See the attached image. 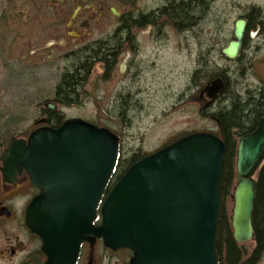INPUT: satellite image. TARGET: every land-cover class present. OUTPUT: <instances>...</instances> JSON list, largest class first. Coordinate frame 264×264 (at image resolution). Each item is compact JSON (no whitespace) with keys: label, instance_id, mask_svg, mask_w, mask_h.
Returning a JSON list of instances; mask_svg holds the SVG:
<instances>
[{"label":"water","instance_id":"obj_1","mask_svg":"<svg viewBox=\"0 0 264 264\" xmlns=\"http://www.w3.org/2000/svg\"><path fill=\"white\" fill-rule=\"evenodd\" d=\"M244 23L222 51L238 58ZM216 81L207 89L215 99ZM56 110L55 105H47ZM40 121L38 124H44ZM119 140L109 130L81 119L58 128L42 127L28 140L14 141L3 161L8 184L24 171L41 193L26 212V225L43 242L47 264H75L82 242L103 238L113 250L133 252L131 264H217V231L225 144L210 134H193L134 164L97 210L113 175ZM264 154V118L258 129L240 139L231 226L237 243L254 240L253 212L257 178ZM5 215H9L7 212Z\"/></svg>","mask_w":264,"mask_h":264},{"label":"rangeland","instance_id":"obj_2","mask_svg":"<svg viewBox=\"0 0 264 264\" xmlns=\"http://www.w3.org/2000/svg\"><path fill=\"white\" fill-rule=\"evenodd\" d=\"M4 1L0 0V5ZM21 2L8 0L7 7L12 10H8L7 17L0 18V159L13 139L27 137L36 121L44 116L43 105L54 102L62 73L71 66L72 53L81 49L80 43L72 42L64 34L67 20L13 18L12 14ZM173 39L170 37L169 47L159 51L148 46L137 60L141 68L139 80L147 81V90L142 101L140 96L135 101H124V106L130 103L131 110L125 109L119 114L116 103L117 93L128 88L127 68L121 71L118 68L113 77L116 81L105 83L100 81L103 80L102 68L96 65L82 90L81 104L60 106L59 112L65 119H84L120 134L122 162L132 154L150 153L188 132L209 127L216 130L217 126L194 115L195 107L188 104L173 107L180 103L179 95L188 89L197 71L203 84L210 81L211 77L205 78L208 72H212L213 77L222 75L230 79L228 98L221 100V104L227 103L224 107L228 106L232 91L246 95L264 86V51L246 50L234 61L224 58L220 51L200 50L191 37L180 38L181 48L175 47L177 41ZM252 44H258V39L253 38ZM143 100L144 110L141 111ZM232 192L233 189L226 199L229 216L233 208ZM33 196V191H24L13 205L25 216ZM14 234H18L24 243H31L26 227L23 232H17L11 224L0 227V242L3 237ZM0 264L5 263L0 261Z\"/></svg>","mask_w":264,"mask_h":264},{"label":"flooded vegetation","instance_id":"obj_3","mask_svg":"<svg viewBox=\"0 0 264 264\" xmlns=\"http://www.w3.org/2000/svg\"><path fill=\"white\" fill-rule=\"evenodd\" d=\"M41 3V0H22L19 8H15L12 17L34 21L41 18L67 20L64 34L72 42L80 43L79 47L82 50L112 54V61L104 57L99 63L103 79L100 81L114 82L116 80H113V77L117 74L118 68L119 71L127 68L128 88L117 93L116 97L119 114H122L119 108L120 102L128 99L135 101L138 96L142 101L143 94L147 90V81L141 80L142 78L139 80L141 68L136 62L141 59V54L148 46L157 51L162 50L169 47V38L173 37L175 38L173 40L177 41L175 47L181 48L180 38L185 36L191 37L200 50L222 52L234 40L237 24L243 22L244 41L239 58L246 50L264 51V0H45L43 8ZM7 6L8 0L1 3L0 18L7 17L8 10H12ZM47 9L50 12H45ZM183 13L187 14L186 18L182 16ZM70 23L71 26L68 27ZM204 37L210 39L201 40ZM253 38L258 39V44H252ZM223 43L226 44L222 45ZM197 73L198 71L192 76L188 89L179 95L180 103L173 107L182 106L181 104L193 106L194 115L217 127L215 131L209 127L188 132L181 138L195 133H210L224 139L218 113L222 108L221 100L230 79L222 76L213 80L212 73L210 81L203 84L204 81ZM216 81H220L223 85V91L217 98L211 99L207 89ZM141 105L143 111L144 100ZM115 134L119 137L122 148L121 135L117 132ZM240 138L235 136V140ZM177 140L150 153L132 154L121 163L133 165L146 155L155 153ZM7 151L8 148L5 147V154L0 159V227L11 224L17 232H23L26 227L25 216L23 211L15 208L14 200L21 197L24 191H33V198L39 195L40 191L31 185L25 173L17 174L12 185L6 182L1 168ZM4 211L9 215H5ZM93 225L99 228L101 218ZM28 234L30 235L28 239L31 240L29 244L24 243L18 234L3 237L0 242V261L5 264H47L49 258L43 252L41 238L29 230ZM231 238L234 241L233 236ZM233 244L238 251L235 255L236 260H233L234 264H264V255L258 256L254 253L257 244H237L235 241ZM220 250L223 252L218 254V263L232 264L230 258L233 259V254L228 252L229 247L221 245ZM132 257L133 254L129 250L113 251L105 246L102 238L91 236L80 245L75 264H130Z\"/></svg>","mask_w":264,"mask_h":264},{"label":"trees","instance_id":"obj_4","mask_svg":"<svg viewBox=\"0 0 264 264\" xmlns=\"http://www.w3.org/2000/svg\"><path fill=\"white\" fill-rule=\"evenodd\" d=\"M182 16L186 18L187 14ZM186 21V20H184ZM104 57L113 60L111 53H97L80 50L72 53L69 62L71 66L65 72L56 88V97L54 102L60 106L71 107L81 104L82 90L88 83L91 72L99 64ZM199 73V72H198ZM197 73V74H198ZM196 75V73H195ZM212 72L206 73L205 78L211 77ZM199 77V75H198ZM222 77V75H215L213 79ZM227 84L224 99L228 98ZM228 102V101H227ZM124 102L119 106L120 110H131L129 104L124 106ZM223 103L219 111V119L221 128L224 133V141L226 144V152L223 164V174L220 182V196H221V211L219 216V226L217 235V252L221 253V245L229 247V253L233 254V259L230 258L232 264L235 263L236 254L238 251L233 247L230 216L226 211V199L231 193L235 183V164H236V148L237 142L235 136H244L255 130L264 117V86L256 92L248 94H237L234 90L230 94L229 104ZM48 115V124L53 127H59L63 121L64 116L60 112H45ZM235 131V132H233ZM129 165V164H128ZM128 165L119 164L115 172L114 178L117 180L126 172ZM261 169L258 173L257 196L255 199L253 212V226L255 230V243L257 248L254 253L258 256L264 255V154L261 160ZM113 182V181H112ZM112 185V184H111Z\"/></svg>","mask_w":264,"mask_h":264}]
</instances>
